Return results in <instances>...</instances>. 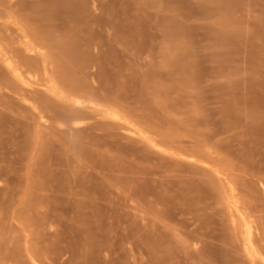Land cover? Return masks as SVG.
<instances>
[{
	"label": "rangeland",
	"instance_id": "rangeland-1",
	"mask_svg": "<svg viewBox=\"0 0 264 264\" xmlns=\"http://www.w3.org/2000/svg\"><path fill=\"white\" fill-rule=\"evenodd\" d=\"M0 264H264V0H0Z\"/></svg>",
	"mask_w": 264,
	"mask_h": 264
},
{
	"label": "bare ground",
	"instance_id": "bare-ground-1",
	"mask_svg": "<svg viewBox=\"0 0 264 264\" xmlns=\"http://www.w3.org/2000/svg\"><path fill=\"white\" fill-rule=\"evenodd\" d=\"M22 46H23V44H22ZM25 47L26 48H30L29 46H26V44H25ZM31 50V49H30ZM29 50V52L31 53V51ZM26 51H28V50H26ZM5 65H7V68L8 69H10L13 73H14V75H15V77L17 78V80H19L20 82L22 81V78H21V75L19 74V71H17L15 68H14V66L12 65V63L10 62V61H7L6 63H5ZM77 125H79V124H77ZM81 126V125H80ZM248 228V227H247ZM246 229V228H245ZM244 229V230H245ZM249 230V229H248ZM250 232V231H249ZM244 233H246L245 231H244ZM251 234V233H250ZM244 237L246 238V236H245V234H244ZM251 237V236H250ZM246 241H248V240H246ZM248 243H249V241H248ZM249 246H250V244H249ZM245 249H247V247H245ZM245 249H244V251H245ZM250 251V250H249ZM245 252H247V250L245 251ZM247 255H248V252H247Z\"/></svg>",
	"mask_w": 264,
	"mask_h": 264
}]
</instances>
